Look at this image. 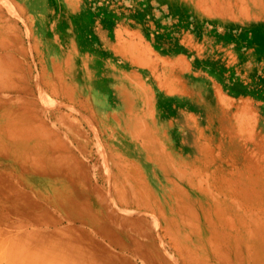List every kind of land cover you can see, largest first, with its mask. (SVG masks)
I'll list each match as a JSON object with an SVG mask.
<instances>
[{"label":"bare ground","instance_id":"bare-ground-1","mask_svg":"<svg viewBox=\"0 0 264 264\" xmlns=\"http://www.w3.org/2000/svg\"><path fill=\"white\" fill-rule=\"evenodd\" d=\"M157 1L193 19L231 17L250 26L264 22V0ZM32 2L27 0L29 9L34 8ZM66 2L71 9L76 5L74 0ZM130 32L124 38L117 31L113 48L119 59L121 53L130 64L155 66L159 87L188 95L195 107L204 109L205 121L184 109L172 119L163 118L158 94L138 82L131 67L110 59L97 72L87 64L93 54L79 51L85 62L80 66L76 59L62 62L60 56L47 64L50 71L41 75L43 92L39 86L41 105L21 95L23 90L14 97L15 77L26 81L24 72L16 54L1 52L0 264H264L262 100L256 94L232 96L214 79H209L210 86L194 82L191 77L197 72L181 58L153 57L145 40ZM17 38L15 31L0 25L5 43L1 49L8 42L18 43ZM195 39L183 40L196 47ZM158 65L167 72L161 74ZM185 72L192 76L184 78ZM61 96L84 109L87 133L72 128L71 134L68 127L62 134L57 121L68 126L71 120H60V111L56 121L47 120V103ZM93 131L97 147L91 151L95 148L103 159L105 190L98 188L99 182L93 184L96 169L86 162L87 134ZM31 180L41 181L36 194L27 189L34 186Z\"/></svg>","mask_w":264,"mask_h":264},{"label":"rangeland","instance_id":"rangeland-1","mask_svg":"<svg viewBox=\"0 0 264 264\" xmlns=\"http://www.w3.org/2000/svg\"><path fill=\"white\" fill-rule=\"evenodd\" d=\"M66 1L67 0H62V1L61 0H41V1L40 0H33L32 3H33L34 8L29 9V6L27 4V0H9V2L7 0H0V14L2 15V18H3V20H2V18L0 20V25L4 24V25L8 26L13 31H15V33L18 36V38H17L18 39V43L14 42V44H13L11 42L10 43L8 42V45L6 44L7 46L4 48V50L1 49V48H3L2 46L5 43H4L3 39L2 40L0 39V54H1V52L4 53L5 51H8L10 54H13L14 53L13 56H16L17 55L18 57H20L21 59L16 56V61L22 67V70L24 72V76H25V79H26V81H24V79L21 80L18 77H15L16 85L14 87L15 89L12 91V95L14 97H16L17 95L19 96V94H18L19 93V90H23L22 93H21V95H23V96L24 95L25 96L28 95L27 97H30L31 99L37 100L38 103H39V105H41L43 103V99L40 97V94H41L40 87H42L41 89H42V92H43V85H42V82H41V75L44 72H49L50 71V67L47 64L49 62H50L49 64H51L52 63L51 61L53 60V58H56L57 59L60 56V61L62 60V62L63 61H67L69 59H73V60L76 59L75 60V63L78 66H80V65L84 64L85 62H83L81 56H77L78 51H79V53L81 55H85L87 53H91V55L93 54L92 55L93 58L91 60H89V62L87 61V64L89 66L93 67L94 69H96L97 72H99L98 69L101 68V65H102L103 62H107L108 63V61L110 59H114L117 62L120 61L118 55L116 54V51L113 48V45L116 43V38H117V36H116L117 32L114 30V28H115L114 25H115L116 21H114L113 19L110 18V16H108V13H111L113 10H117L116 0H106V1H108L107 4H102V1H100V0H74V2H76V5H75V7L73 9H71L67 5V2ZM69 1L71 2L72 0H69ZM46 2H47V4H49V6L46 4ZM55 3H56V5H55ZM84 4H85V6H84ZM61 6L64 7V8H62ZM22 8L23 9L25 8V10H23ZM31 12H33V13H31ZM50 16H51V18H50ZM83 16H84L85 19L83 18ZM61 20H63V21H61ZM45 21H46V23H45ZM26 22H27V24H26ZM78 23H80V24H78ZM33 25H34V27H33ZM238 27L242 30V33H243L244 30H246V32H249L248 29L251 28V31H252L253 35L256 36V37L253 38L252 43L253 44H257L256 46H254L253 56L254 57L256 56V58H258V60L260 61L261 56L264 55V52L262 51L263 48H264V41H263L264 37H262V36H264V33H263L264 32V22L257 23V24L253 23V24H251V26H250V24H245V25L244 24H238ZM61 29H63V30H61ZM43 30H44V32H43ZM70 32L71 33L73 32V33L71 34ZM96 36H98V37H96ZM242 38H243V36H242ZM57 39H58V41H57ZM258 39H259V41H258ZM62 40L63 41L65 40L64 43H63ZM53 41H54V43H53ZM44 42H46V43H44ZM55 43L57 45H55ZM51 45H52V47H51ZM14 46H16V47H14ZM54 47H55V49H54ZM72 47H74V49L75 48L77 49V52H75V54H74V52H72V53L70 52V51H72ZM260 47H262V48H260ZM22 48H24V49H22ZM17 49H19V50H17ZM260 49H262V50H260ZM49 50H50V52H49ZM22 51H24L26 53V55ZM239 53L241 54L240 60L238 62V64L240 65V64H242L244 62V60H243L244 52L243 51H239ZM67 55L69 57H67ZM53 56H55V57H53ZM241 58H242V60H241ZM79 63H80V65H79ZM256 63H258V65H256ZM256 63L254 62V65L255 66L252 69V72H253V75H254V77H253V90L258 93L259 98L263 102V103H260V104L263 105L264 104V81L261 79V77H262V75H264V68L263 67L261 68V66L259 65V62L258 61ZM29 67L31 68L30 69L31 71L28 70ZM242 68L243 67H240V70L241 71L244 70V68L243 69ZM29 71H30V73H29ZM33 73H34V75H33ZM31 77H34V78H31ZM238 80H242V79H239L238 78ZM27 83H28V88L26 87L27 86L26 85ZM106 84L104 85V88L106 87ZM237 86H238V89H237L238 92L237 93L239 94L241 92L239 95L240 96L241 95H244V92H243V83H240V82L237 81ZM35 87H36V89H35ZM23 92H25V93H23ZM26 92L28 94H26ZM33 93H34V95H33ZM52 97H54V95H52ZM68 103H69V101L67 100V98H64V96H61L60 98H58V97L57 98H53L49 103H47L48 108L46 107V110L45 111H47V112H45L46 113L45 114V117L46 118L48 117L47 120H49V122L52 123L53 120L56 121L58 118H60L59 116H60V112H61V114L63 116L61 115L60 120L63 119L64 117L67 118V119L69 118L71 120V122H70L69 119H68L69 121H66L67 123L70 122V124H71V125L69 124L68 126H66L65 123H60V122L57 121V123L59 125L58 124H56V125H57V127H59V129L62 132V134L64 133V131H66V128H68V127H70L69 128V130H70L69 133H71V134H72V128H74V129L80 128L83 131L85 128L88 127L87 122L84 120V118L82 116V113L85 112L84 109H82L80 107V105H75L74 103H72V105H71V103H69V104ZM53 104H54V106H53ZM58 105H60V106L57 107ZM69 108H70V110H69ZM55 111H56V113H55ZM58 111H60V112H58ZM63 111H64V113L66 111L67 114L65 113L66 114L65 115L63 113ZM202 111L204 112V109L201 110V112ZM68 112H69V114H68ZM160 112H161L163 118H165V117H167L168 119L171 118L170 114L164 113L161 110H160ZM54 113H55V115H54ZM203 114H205V113H203ZM174 115H175V112H174ZM174 115H173V117H174ZM197 117H198V119L200 121H202V120L205 121V118H204L205 115L202 116V114H201V115H198ZM73 118H74V120H72ZM262 123L264 125V117L262 118ZM61 124H63L64 126H62ZM72 124H74V125L72 126ZM174 130L175 131H172V132L175 135V134H177V131H176V129H174ZM87 135L89 137H87V144H86V146H88L89 152H88V154L86 156V162L89 164V166H91L93 168L95 167L94 169H96L95 170L96 172L94 173L95 176H92L93 184H94V182L97 181L96 184L99 182L98 184L100 185L99 186L97 184L99 186L98 188L101 187L102 189L105 190L106 180L104 179V175L101 172V170H104V168H103L104 167L103 159L100 158V157H98L99 154H98L97 151H95V148H93V150L91 151L92 147H97L95 145V142H97V138L95 136L94 131L91 134L88 133ZM72 143L75 145V140L73 138H72ZM177 151H179V150H177ZM92 164H93V166H92ZM97 165H99L100 167L97 166ZM26 181H27V179H26ZM31 181L34 183V186L33 187H28L27 189L30 190L29 192H32L33 194H36V191L38 190V186L37 185L40 184L41 181H38V180H31Z\"/></svg>","mask_w":264,"mask_h":264},{"label":"crops","instance_id":"crops-1","mask_svg":"<svg viewBox=\"0 0 264 264\" xmlns=\"http://www.w3.org/2000/svg\"><path fill=\"white\" fill-rule=\"evenodd\" d=\"M100 1H102V4H107V2H108L106 0H100ZM103 1H105V2H103ZM137 2H139V3H137ZM147 3H149V4H147ZM162 3L163 2H160L157 0H116L117 10H113L111 13H108V16H110L111 19L116 21V23L114 25V27H115L114 30L117 32L120 29V35L122 34L121 35L122 37H124V38L127 37V32H130V31H131L130 33H134L135 35H139L140 37H142L143 40H145V42L147 43V45L150 46L149 48L153 54V57L160 56V57H165L168 59L181 58L185 62L184 63L186 65L185 67H189L191 71L193 70V71L197 72V74L195 76L191 75L192 77L190 76V73L185 72L183 74L184 78H185V76H186V78L191 77V79L194 82L199 83V84L202 83L204 86H206V85L210 86L211 82H209V79H214L215 81H217V83L220 85L221 88L225 89L226 91L228 90V92L232 96H236L238 94L237 93L238 92V90H237L238 86L236 85L237 84L236 81L239 78V79H242V80H239L238 82L243 83V92L245 91L244 95L246 94L247 96H250L252 98L255 97V94H256V96H258V93L253 90V77H254V75H253V72L251 71V69H253V67H254V62L256 63L257 61L259 62V65L264 68V63H263L264 62V55L261 54L262 56L260 58V61L258 60V58H256V56L255 57L253 56L254 46H256L257 44H253V45L251 44L252 40L254 38V35L251 31V28L248 29L249 32H246V30H244L242 33V30L239 29L238 23L236 22V20H233V18H231V17H225V18L213 17V18H208L205 20L204 18H199V17L196 19H193L192 15L189 16L190 14L189 15L188 14L184 15L182 13H178V14L175 13L174 14V12H170L169 10L165 9L164 8L165 4L164 3L162 4ZM121 4H122V6H121ZM126 5H128V6H126ZM131 5H132V9L130 7ZM133 10H134V12H133ZM154 16H156V17H154ZM183 16H185L186 18ZM140 18H142V19H140ZM150 18H151V21H150ZM173 19H174V21H173ZM180 20H181V23H180ZM221 20H223V21H221ZM145 22H146V24H145ZM186 24H188V25H186ZM135 25H137V26H135ZM159 28H160V30H159ZM144 31H145V33H144ZM177 31H179V32H177ZM185 32L187 35L185 34ZM116 36H117V34H116ZM153 36H155V37H153ZM198 36H202V38L198 37ZM233 36H234V38H233ZM242 36H243V38H242ZM189 37H195L196 38L195 39L196 40L195 41L196 47L190 46L189 43L184 41L185 38L187 40H189ZM153 39H154V41H153ZM169 42H170V44H169ZM235 43L236 44L238 43L237 44L238 46ZM156 44H157V46H156ZM158 44H160V45H158ZM184 46H186V47H184ZM196 48H199V49H197L198 54L195 53L197 58L192 57V55L194 54L192 51H194L193 49H196ZM260 48H262V47H260ZM185 49H186V51H185ZM219 49H220V51H219ZM260 50H262V49H260ZM239 51L244 52L243 60L245 59L244 62L240 65L237 64L239 62L238 60H240V56H241ZM262 51L264 52V48ZM208 55H210V56H208ZM192 58L193 59L195 58V59L193 60ZM204 58H206V59H204ZM241 60H242V58H241ZM129 62L130 61L126 60L122 56V54L120 53V67H124V68L131 67L132 72L134 71L133 72L134 75H138V76H134L138 79L137 81L138 82L141 81L142 83H145V84L147 83L148 85L147 84L146 85L148 86V88L152 92L155 93V96H156V94H158L157 98H158L159 110L163 111L164 113L170 114L171 119L174 118L173 117L174 112H175V115H177L178 114L177 112L180 110L182 111L183 109L190 111V113H196L197 115H201L202 113H204L203 111L201 112V110L203 109L201 106L195 107V104L192 102V100H189L191 98L186 97L188 95L185 94L186 95L185 96L184 94H181L180 92H169L164 87H163V89H161L159 87V84L157 83V81L155 80V78L153 76L154 73H153L152 69L155 66L154 67L146 66L145 67L146 69H144L143 66L141 68V66L138 65L137 63L131 62V64H130ZM230 65H231V67H229ZM256 65H258V63H256ZM234 67H235V69H234ZM240 67H243L244 70L241 71L240 69H238ZM157 68L161 74H164L165 72H167L166 70L164 71L163 68L159 65L157 66ZM248 69H250V70H248ZM242 75H243V77H241ZM164 78H166V76ZM199 78H200V80H199ZM223 78H224V80H223ZM261 79H262V77H261ZM262 80L264 81V78ZM235 86H237V87H235ZM234 87H235V89H234ZM157 90H159V91H157ZM163 92H166V93L164 94ZM167 93L169 94V96ZM174 94H176L177 96L176 95L174 96ZM171 95H172V97H171ZM181 95H182V97H181ZM255 98H257V97H255ZM169 101H171V103ZM172 101H173V103H172ZM181 105H183V106H181Z\"/></svg>","mask_w":264,"mask_h":264}]
</instances>
